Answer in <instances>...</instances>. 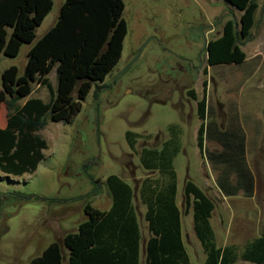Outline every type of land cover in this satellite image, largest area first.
<instances>
[{"label": "rangeland", "instance_id": "1", "mask_svg": "<svg viewBox=\"0 0 264 264\" xmlns=\"http://www.w3.org/2000/svg\"><path fill=\"white\" fill-rule=\"evenodd\" d=\"M65 0L53 6L36 39L56 21ZM127 34L121 58L105 80L92 86L71 123L51 122L38 134L46 141L44 158L37 169L22 176L0 172V264H28L51 243L68 232H76L86 219L83 208L108 210L111 199L104 184L115 175L135 190L133 178L144 176L139 156L131 151L126 133L140 136L136 148L153 147L170 136L169 127L180 130L181 150L173 160L179 195L183 197L186 178L201 187L214 201L211 226L217 247L244 246L260 235L264 222V0H257L255 27L251 39L240 43L246 55L241 65H207L205 44L218 38L227 20L238 22L240 12L224 0H123ZM28 46L16 58L0 54L1 73L15 66L22 74ZM206 72V74H205ZM51 89L55 71L48 76ZM204 83H206L204 85ZM31 98L48 102L50 92L36 83ZM197 100L205 94V128L225 131L240 119L249 99L255 103L252 114H242L245 123L256 120L257 129L248 130V161L257 177L255 194L225 196L217 191V171L206 152L220 151L207 140L201 154L197 130L201 120ZM205 92V93H204ZM262 98V100H260ZM2 101L0 100V105ZM4 113L0 112V119ZM48 117V115H47ZM158 139V140H157ZM177 193V192H176ZM137 210L142 238L145 206ZM183 231L193 233L192 212L182 215ZM185 249L190 264H204L205 253L194 237ZM66 264L68 251L61 245ZM139 264H145L142 243Z\"/></svg>", "mask_w": 264, "mask_h": 264}, {"label": "trees", "instance_id": "2", "mask_svg": "<svg viewBox=\"0 0 264 264\" xmlns=\"http://www.w3.org/2000/svg\"><path fill=\"white\" fill-rule=\"evenodd\" d=\"M224 1L241 14L238 22L227 20L221 35L208 41L205 50L210 67L244 63L246 55L240 43L251 39L255 27L257 0ZM52 6L53 0H0V54L16 58L21 47L28 46L22 74L15 66L1 73L0 93L6 97L7 121L0 128V172L7 177L30 174L37 169L47 148L38 132L47 118L54 123H71L91 87L100 89L98 84L121 58L127 34L123 0H65L55 23L36 39V30ZM53 70L54 90L47 78ZM34 83L48 88L49 101L31 98L19 105V100L32 93ZM188 93L197 102L201 120L196 136L201 154L204 135L221 148L206 152L212 168L218 171L216 187L225 196L241 192L252 197L254 178L246 161L245 134L238 120L232 121L225 131L216 126L205 128V94L197 100L192 90ZM168 130L167 140L140 149L136 148L140 136L127 132L129 147L139 156L144 170L142 178H133L135 190L119 177L108 176L104 184L111 199L110 208L100 210L86 204L83 208L86 219L78 224L77 231L49 244L28 264H61V245L68 251L66 264H139L140 243L144 238L134 197L145 206L143 218L148 233L145 264H190L182 240L173 167V160L181 150L180 130L175 125ZM182 205L185 214L192 212L193 234L205 253L204 264H264V222L260 235L239 252L235 245L216 246L210 223L214 201L188 178L184 181Z\"/></svg>", "mask_w": 264, "mask_h": 264}, {"label": "crops", "instance_id": "3", "mask_svg": "<svg viewBox=\"0 0 264 264\" xmlns=\"http://www.w3.org/2000/svg\"><path fill=\"white\" fill-rule=\"evenodd\" d=\"M245 61H246V59H245ZM0 91H1V88H0ZM1 94L2 93H0V96H1ZM2 97H3V99L1 100L2 101V104L0 105V112H3L4 115H3V118L0 119V128H4L5 125H6V121H7V111H6V106L4 104V101H5V98L6 97H5L4 94H2ZM260 100H262V98ZM245 105L247 107H244L243 108V106L241 104L240 105V108H239V111L237 110L235 113H237L238 115H240V119L238 121V124H239V127L242 129V131L245 134V155H246V160L248 161V158H247L248 157V134H247V131L248 130L255 131L258 126L256 124V120H253L252 118L248 121V123H245L243 121L242 114H244V113H247L248 115L252 114V111H253V108H254L255 103L253 101H251V99H249V103H246ZM249 169H250V171H251V173L253 175V178H254V193L253 194H255L256 186H257V177H256L255 173L252 171V169L250 168V166H249ZM217 175H218V171H217ZM217 191L220 193V191L218 190V188H217ZM239 194L242 195L241 192ZM182 202H183V197H182V195H179L178 186H177L176 205L178 206V208L180 210L182 240H183V242L185 244V242L188 239V237H193L194 234L191 233V232H188V231H185V232L183 231V224H182L183 205H182ZM136 203H138L137 200H136ZM145 225H146V223H145ZM145 229H146V226H145ZM147 237H148V233H147V231H145V233H144V240L141 242L142 243L143 255H144L145 239H147ZM189 260H190V256H189Z\"/></svg>", "mask_w": 264, "mask_h": 264}, {"label": "water", "instance_id": "4", "mask_svg": "<svg viewBox=\"0 0 264 264\" xmlns=\"http://www.w3.org/2000/svg\"><path fill=\"white\" fill-rule=\"evenodd\" d=\"M207 44H205V46H206Z\"/></svg>", "mask_w": 264, "mask_h": 264}]
</instances>
